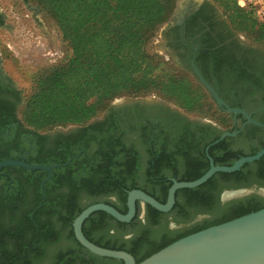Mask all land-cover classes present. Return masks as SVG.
I'll use <instances>...</instances> for the list:
<instances>
[{
	"label": "trees",
	"instance_id": "trees-1",
	"mask_svg": "<svg viewBox=\"0 0 264 264\" xmlns=\"http://www.w3.org/2000/svg\"><path fill=\"white\" fill-rule=\"evenodd\" d=\"M176 1L39 0L56 18L63 39L71 47L72 57L66 65L43 74L37 80L36 89L21 99L19 122L29 132L42 137V132L56 126H77L86 132L93 129L90 122L115 97L143 90H156L186 111L204 109L208 105L204 86L196 85L176 65L147 49L169 19ZM214 1L223 6L233 28L264 43V21L252 7L239 6V0ZM196 63L199 64L198 58ZM232 70L229 84H248L243 74ZM216 108L222 110L219 106ZM226 115L230 120L231 114L226 112ZM149 126L136 138L125 139L124 134L114 132L100 137L95 133L90 139L79 138L78 145L57 143L49 152L40 150L30 155L27 162L46 165L64 163L78 155L68 165L53 170L44 194L41 182L47 176L46 171L4 167V174L0 176V264H124L123 260L99 256L85 248L75 237V217L97 202L109 203L126 213L128 192L135 188L165 203L173 183L167 180L165 171L178 181H191L210 168L207 160L198 169L187 166L179 170L182 152L196 147L194 134L190 131L177 133L175 137L168 134L159 141L160 146L157 141L163 132L154 134V127ZM97 129L99 133L105 131ZM92 139L96 142L94 150L89 145ZM206 146L207 143L201 147L202 151ZM81 148L83 152L79 153ZM214 148L211 146L209 152L217 165H232L242 157L233 153L228 158L215 157ZM186 157L184 165L188 163ZM5 158H11L10 151L0 150V161ZM262 160L264 156L246 163L239 171L218 172L200 186L179 189L176 207L181 221L200 213L211 214L191 226L171 229L167 224L159 225L162 212L147 204V223L133 222L135 234L129 239L124 238L129 223L105 211L92 213L83 231L97 245L126 250L140 262L181 237L263 208L264 199L253 196L240 206L222 210L218 187L212 184L216 175L224 174L232 182L228 183L229 187L252 186L263 175L257 168ZM143 164H146L145 171H142ZM252 164L256 168L249 169ZM242 175L248 183H244Z\"/></svg>",
	"mask_w": 264,
	"mask_h": 264
},
{
	"label": "flooded vegetation",
	"instance_id": "flooded-vegetation-1",
	"mask_svg": "<svg viewBox=\"0 0 264 264\" xmlns=\"http://www.w3.org/2000/svg\"><path fill=\"white\" fill-rule=\"evenodd\" d=\"M21 2L28 9L40 10L38 6L32 5L30 0H21ZM6 20L7 13L0 6V27L7 25ZM161 40L163 52L168 59L183 67L191 68L192 73V60L194 59L202 75L213 85L225 102L244 109L254 120L264 124V44L251 41L236 32L209 0H182L178 3L174 17L161 32ZM197 58L199 64L196 63ZM232 68L236 69L235 73L243 74L248 84L244 85L241 82V84H236L235 78L234 84L236 85L229 84V73L233 72ZM23 97V90L0 66V150L10 151L12 159L20 157V160L27 161L30 155H35L40 150L49 152L57 143L66 142L75 146L78 145L79 138L90 139L91 135L95 133L100 137L102 134L105 137L114 132L116 135L124 134L125 139L136 138L144 130L143 128L149 125L151 128L154 127V134L163 132L164 135L162 134L157 141L160 146L159 141L168 134L172 137L186 131L194 134L193 145L196 147L182 152L178 163L181 171L185 170L187 166L191 169H198L201 163L207 160L211 166V159L215 163L209 152L211 146H215L213 151L215 157L225 158H228V155L232 153L237 156L253 155L254 151L258 152L264 148V126L250 122L242 113H230V126H222L219 122L211 119L190 117L168 103L151 102L145 99H125L116 102L103 116L96 117L90 122V125H93L92 130L85 132L77 126L57 127L42 132L44 133L42 137L34 132H29L19 122ZM95 126L105 130L104 133L100 132V134L98 129L94 128ZM114 127H116L115 131L112 130ZM228 132L231 135L223 136ZM209 141L210 143H208ZM206 143L207 146L202 151L201 147ZM89 145L90 149H95L94 139L90 141ZM79 148L76 147V149ZM82 152L81 148L79 153ZM73 156L77 157L78 155ZM141 156L145 158V153L141 152ZM185 157L188 161L186 165H184ZM144 165L146 164L142 165V171L146 170ZM250 168L254 169L256 165L252 164ZM257 168L263 175L258 176V183L256 182L252 186L244 184L238 187H229L228 183L232 182H228V176L224 174L215 176L212 184L218 187L220 209L240 206L251 200L253 196L264 199V160L261 161L259 167L257 164ZM245 170L248 172V169ZM2 174L4 173L1 170L0 176ZM165 175L168 176L167 180H177L168 171H165ZM241 178L244 179V183H248V180H245L246 177L242 175ZM109 198L115 200V197L110 196ZM137 212L130 222H126L129 223L124 235L126 239L135 234L134 227L136 225H133V222L147 223L149 213L147 204L137 201ZM177 212L175 201L170 211L162 212L159 216V225L167 224L171 229L183 226L182 218L178 216ZM194 217L201 219L205 218V215H192L186 220Z\"/></svg>",
	"mask_w": 264,
	"mask_h": 264
},
{
	"label": "water",
	"instance_id": "water-1",
	"mask_svg": "<svg viewBox=\"0 0 264 264\" xmlns=\"http://www.w3.org/2000/svg\"><path fill=\"white\" fill-rule=\"evenodd\" d=\"M192 70L220 108L229 113H242L250 122L264 126V124L254 120L244 109L231 106L225 102L213 85L202 75L194 59L192 60ZM225 135H231V133H225L223 136ZM263 155L264 148L253 155L240 157L232 165H216L211 159L210 168L201 177L191 181L174 179L165 203L143 189L135 188L128 192V211L126 213H122L106 202L90 204L73 221L75 237L92 253L123 260L124 264H264V207L181 237L140 262H137L135 256L126 250L110 249L97 245L88 239L83 231L85 221L96 211H105L121 222H130L136 215L137 201H141L142 204H150L159 211L168 212L175 204L176 193L179 189L200 186L217 172L232 173L238 171L246 163L259 160ZM74 157L69 158L67 162L50 165L29 163L25 159H4L0 162V172L2 168L9 165L20 166L29 170H44L47 172V176L41 182L42 193L44 194L45 184L50 180L53 170L68 165Z\"/></svg>",
	"mask_w": 264,
	"mask_h": 264
},
{
	"label": "rangeland",
	"instance_id": "rangeland-1",
	"mask_svg": "<svg viewBox=\"0 0 264 264\" xmlns=\"http://www.w3.org/2000/svg\"><path fill=\"white\" fill-rule=\"evenodd\" d=\"M30 1L32 5L38 6L40 10L28 9L21 0H0V6L7 13V25L0 27V66L23 90V96L30 95L36 89L37 80L43 74L55 67L66 65L72 57L71 47L63 39L56 18L48 10L44 9L39 0ZM181 1H176V6L169 19L157 31L155 37L151 39L147 49L149 53L157 54L169 63L176 65L177 70L189 75L195 81V84L201 87L202 84L195 78L189 68L180 66L168 59L161 46V32L174 17L177 5ZM209 1L228 20L227 15L224 14L223 6L214 0ZM233 29L251 41H254L248 33ZM205 92L207 94L206 102L208 105L202 110L186 111L173 100L160 95L156 90H143L134 93H123L115 97L105 108H102L97 116H103L116 102L125 99H145L151 102L168 103L193 118L211 119L219 122L222 126H230L231 122L226 112H223V110H220L222 111L220 112L211 101V96L206 89ZM57 127L62 126L54 128ZM199 215H205V218L211 217L209 213H200ZM202 219L204 218L195 219L194 217L193 219L182 221L183 226L181 227L191 226Z\"/></svg>",
	"mask_w": 264,
	"mask_h": 264
},
{
	"label": "built area",
	"instance_id": "built-area-1",
	"mask_svg": "<svg viewBox=\"0 0 264 264\" xmlns=\"http://www.w3.org/2000/svg\"><path fill=\"white\" fill-rule=\"evenodd\" d=\"M239 6L252 7L261 21H264V0H239Z\"/></svg>",
	"mask_w": 264,
	"mask_h": 264
}]
</instances>
